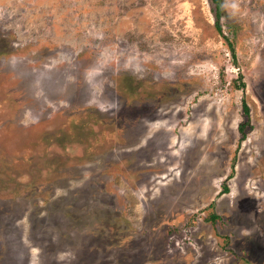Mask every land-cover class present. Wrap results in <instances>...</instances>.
Wrapping results in <instances>:
<instances>
[{
	"label": "rangeland",
	"instance_id": "rangeland-1",
	"mask_svg": "<svg viewBox=\"0 0 264 264\" xmlns=\"http://www.w3.org/2000/svg\"><path fill=\"white\" fill-rule=\"evenodd\" d=\"M0 264H264V0H0Z\"/></svg>",
	"mask_w": 264,
	"mask_h": 264
},
{
	"label": "trees",
	"instance_id": "trees-1",
	"mask_svg": "<svg viewBox=\"0 0 264 264\" xmlns=\"http://www.w3.org/2000/svg\"><path fill=\"white\" fill-rule=\"evenodd\" d=\"M219 19V16H217V20ZM243 128V127H242Z\"/></svg>",
	"mask_w": 264,
	"mask_h": 264
}]
</instances>
